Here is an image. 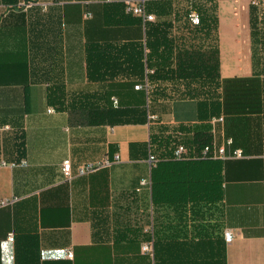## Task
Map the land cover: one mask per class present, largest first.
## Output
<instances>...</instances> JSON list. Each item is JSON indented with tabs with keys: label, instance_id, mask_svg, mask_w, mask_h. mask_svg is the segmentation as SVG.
Masks as SVG:
<instances>
[{
	"label": "crops",
	"instance_id": "obj_1",
	"mask_svg": "<svg viewBox=\"0 0 264 264\" xmlns=\"http://www.w3.org/2000/svg\"><path fill=\"white\" fill-rule=\"evenodd\" d=\"M186 2L146 0V27L124 0H0V201L12 200L0 205V264H264V75L251 0H216L218 111L162 92L177 78ZM146 80L151 97L135 88ZM204 134L232 138L243 155L195 156ZM176 142L192 156L175 159Z\"/></svg>",
	"mask_w": 264,
	"mask_h": 264
},
{
	"label": "trees",
	"instance_id": "obj_2",
	"mask_svg": "<svg viewBox=\"0 0 264 264\" xmlns=\"http://www.w3.org/2000/svg\"><path fill=\"white\" fill-rule=\"evenodd\" d=\"M191 9L199 13V24L194 25L189 21L188 13ZM252 10L253 40L255 47L259 49L258 52L257 50L255 52L259 54L258 63H260L264 75V3L260 6L252 5ZM182 14L186 16L185 27L188 34L184 35L178 43L177 78L169 84L167 83L162 92L177 99L197 98L201 102L210 104V107L215 106V110L218 111L221 98L224 99L226 93L221 88L223 83L219 65L216 0H187ZM147 23H145L146 27ZM142 59L144 66V48H142ZM156 90L150 84L146 90L147 95L151 97V94ZM116 107H119V100ZM151 115H154L155 118H150V120L157 118L155 114H150L149 117ZM159 138L158 144L160 146L169 145V137L161 136ZM195 140L202 146L210 142V136L196 135ZM165 163L163 161L158 164V167L161 166V171L165 170ZM161 183L163 194H165V179Z\"/></svg>",
	"mask_w": 264,
	"mask_h": 264
},
{
	"label": "built area",
	"instance_id": "obj_3",
	"mask_svg": "<svg viewBox=\"0 0 264 264\" xmlns=\"http://www.w3.org/2000/svg\"><path fill=\"white\" fill-rule=\"evenodd\" d=\"M264 3V0H251V5H255V6H260L261 4ZM124 5L125 8L127 10V12L133 13L135 15H138L141 17V19L143 20V23L149 22V21H153L155 20V15L151 14L147 11V7H146V0H124ZM188 19L189 21L196 25L199 24L200 22V16L199 13L194 10L191 9L188 13ZM136 89H141V88H145L146 90H148L149 88V82L148 80H146L145 84H137L135 86ZM113 103L115 105L118 104V99L117 98H113ZM49 112L53 111V108H49L48 109ZM150 118H155L154 115H151ZM222 119V118H221ZM3 128H8V126H4ZM233 143V139L232 138H228L226 140V143L223 145H217L214 141H210L204 145L201 146L200 150L198 152H196L195 156L200 157V158H228V157H233V156H242L243 152L240 148H236L233 150H229L228 147H230ZM192 156L191 154V150L187 147V145H185L182 142H176L174 144V150H173V157L176 159H186V158H190ZM116 160H118L120 157L119 155L115 156ZM150 160L151 161H156V156L155 154H150ZM111 160L110 158H105L101 161L98 162H89L86 164H82L78 167V172L80 174H85L88 172H92L97 170L98 168H101L103 166H108L111 164ZM2 164H8L5 161H2ZM11 165H16L18 164V162H11L9 163ZM19 164H27V160L22 159ZM62 172L65 178L70 179L73 176V168H72V161L70 158H66L63 160L62 163ZM142 184L146 183V180L143 179ZM12 200H1L0 201V205H6L8 203H10ZM225 239L227 242H231L234 238V234L231 230H227L225 232L224 235ZM10 239H13V237L9 236ZM142 251L145 253H151L153 254V242L152 241H145L142 244ZM68 256L72 257L73 256V252L70 250L68 252Z\"/></svg>",
	"mask_w": 264,
	"mask_h": 264
},
{
	"label": "rangeland",
	"instance_id": "obj_4",
	"mask_svg": "<svg viewBox=\"0 0 264 264\" xmlns=\"http://www.w3.org/2000/svg\"><path fill=\"white\" fill-rule=\"evenodd\" d=\"M183 143V142H182Z\"/></svg>",
	"mask_w": 264,
	"mask_h": 264
}]
</instances>
